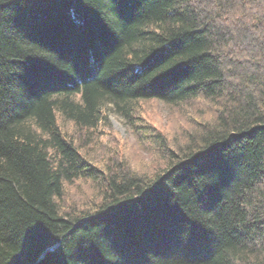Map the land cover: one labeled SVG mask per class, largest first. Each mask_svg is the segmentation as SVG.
<instances>
[{
    "label": "trees",
    "instance_id": "1",
    "mask_svg": "<svg viewBox=\"0 0 264 264\" xmlns=\"http://www.w3.org/2000/svg\"><path fill=\"white\" fill-rule=\"evenodd\" d=\"M0 264H264V0H0Z\"/></svg>",
    "mask_w": 264,
    "mask_h": 264
},
{
    "label": "rangeland",
    "instance_id": "2",
    "mask_svg": "<svg viewBox=\"0 0 264 264\" xmlns=\"http://www.w3.org/2000/svg\"><path fill=\"white\" fill-rule=\"evenodd\" d=\"M111 105H108L106 108L107 114V124L98 127L99 132L105 131L103 135L99 134V143L101 147H98L99 153H103V149L107 147L116 135L122 140L129 138L130 132L128 131V125L125 122L123 116L116 113ZM189 110V107H186ZM183 110L179 107H170V105L155 101V100H143L139 102L138 112L144 118V120L151 125L158 128L163 134L170 136L174 131L178 132L180 130V124L187 125L188 114L187 111L182 112ZM190 111V110H189ZM123 150L127 153L129 151V145H124ZM143 154L145 160H148L149 154L138 150L135 146L130 149L132 158H138V155ZM151 155V154H150Z\"/></svg>",
    "mask_w": 264,
    "mask_h": 264
}]
</instances>
